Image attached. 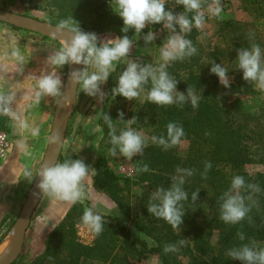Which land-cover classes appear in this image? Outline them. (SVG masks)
Listing matches in <instances>:
<instances>
[{
	"label": "rangeland",
	"instance_id": "obj_1",
	"mask_svg": "<svg viewBox=\"0 0 264 264\" xmlns=\"http://www.w3.org/2000/svg\"><path fill=\"white\" fill-rule=\"evenodd\" d=\"M104 1L105 10L115 15L110 8L109 0ZM204 1L200 0L201 4ZM253 1L223 0V3L219 4L222 9L219 16L210 15L207 8L201 10L205 16V22L200 29L193 28V30H196L195 41L198 50L201 51V60L193 69H187L186 71L181 69L179 73L176 72L174 78L178 81L177 92L187 96V90L191 87L199 97L198 103L215 100L225 111L232 114L233 122L243 127V132L247 136V139H245L247 150H249L252 159V163L246 165L244 170L250 175L260 174L264 176V93L256 88L251 92H242L236 85L232 75H229L230 88H224L219 83L218 78L216 83L215 80L209 83L197 82L200 77L210 75L213 60L209 55L221 43L218 39L220 21L225 19L251 21L255 6ZM165 2L167 6H171V11L175 14L173 6H175L176 0H165ZM0 9L33 17L56 26L64 17L74 19L73 16H65L59 10L48 6L47 0L42 1L36 7L27 6L21 0H0ZM76 22L83 31L97 34L98 46L123 34L121 32L122 26L117 24L110 25L104 32L98 33L93 31L97 22L94 19L87 22L86 29L79 21ZM153 32L156 39L151 44L145 43L143 34L139 37L130 38L134 39V42L128 60L140 64H156L159 60V47L166 40L169 33L163 28L157 31L153 30ZM0 37V51H4V53L0 52V56H2L0 58V71H2L0 75V115L8 117L11 105L10 103L5 104L4 98L10 95L9 93H12L13 90H18L21 93L27 89L34 91L36 85L34 78L39 77L42 72L52 71L50 68V70L47 69L48 57L53 55L65 41L52 36L14 30L2 23H0ZM14 50H19L23 55V64L18 63L12 55ZM126 66L123 61L119 62L115 71L110 74L112 78L109 77L108 81L100 85V91L96 96L87 95L81 91L78 85L77 101L70 117L66 141L59 162L68 159H81L90 167V171H94L85 177L83 181L85 195L75 203H84L85 198L88 197L96 213L104 217L123 218L125 226L131 229L134 239H143L155 245L150 237L139 231L133 224V220L141 216L139 208L148 191L146 183L135 187L131 192L132 215L130 217L125 216L117 205L106 194L97 190L94 185L95 164L100 158L106 160L109 168L117 176L124 178L130 170L134 171L135 160L143 155L148 146L154 144L152 137L156 135L155 125L156 120L159 119L158 113L160 111H144L147 90L140 97L131 101L107 94L109 85H112L113 88L116 86L118 77ZM84 69L85 66L83 65ZM92 70L89 68V71ZM67 71L68 65L57 69V75L60 77L62 84L61 94ZM60 98L61 95L57 97L43 96L40 102L37 103L35 97H32L31 103L25 110L27 123H22L27 127L21 128L19 136H17L18 132L13 127L9 128L10 125L7 121V126L12 133L13 148L6 162L0 166V244L10 235L38 174L48 149ZM70 106L71 103H69ZM6 108L7 111H5ZM121 112L123 113V120L120 118ZM105 114L111 118L113 128L117 134L126 127L128 121L135 118V123L131 127L146 140V146L142 154H137L132 159L119 154L116 157L111 156L109 133L112 129H109L105 122V127L101 125V120ZM33 129H39L38 135L32 134ZM188 154V142L181 141L177 149L178 157L184 160ZM123 169L126 172H123ZM25 172H31V177H26ZM132 179H134V176ZM75 203L60 201L43 194L28 229L22 254L18 259L21 260V264H30L35 258L44 253L48 236L66 216L63 218L61 211L69 207V212ZM4 219L6 222L2 224ZM75 232L80 242L88 246L94 245L97 237L96 233L84 225L80 219L77 220ZM179 257L181 258V256ZM102 260L104 259L95 258L86 261V264H108V262ZM139 264L162 263L157 259L149 258L144 259Z\"/></svg>",
	"mask_w": 264,
	"mask_h": 264
},
{
	"label": "trees",
	"instance_id": "obj_2",
	"mask_svg": "<svg viewBox=\"0 0 264 264\" xmlns=\"http://www.w3.org/2000/svg\"><path fill=\"white\" fill-rule=\"evenodd\" d=\"M44 0H21L27 6H38ZM212 0H205L202 9H206ZM219 4L223 0H218ZM253 19L243 22L235 19L220 21L217 45L210 58L217 64H223L234 77L236 85L242 92H251L254 85L243 80L242 72L235 62L237 51L256 43L264 49V0L253 1ZM47 5L59 10L65 16H73L83 28L90 19L97 21L93 31L104 32L110 25L122 26L117 15L105 10L104 0H47ZM170 10L171 6H167ZM175 14L184 12L182 6H175ZM193 14L188 13L189 18ZM67 19L64 17L62 20ZM6 25V24H4ZM9 26V25H7ZM18 31L17 28L9 26ZM162 25L148 26V31L160 30ZM86 29V28H85ZM254 39L249 40V35ZM125 35L124 33L120 36ZM129 38L135 36L133 32L127 33ZM196 30L186 34L197 48ZM201 60V51L185 58L183 61L171 63L167 71L174 78L181 69H193ZM186 74V72H185ZM190 74V73H189ZM192 74V72H191ZM112 78V76L110 77ZM215 75L200 77L197 82L209 83L215 80ZM150 83L145 86L150 88ZM113 86L109 85L107 94L112 95ZM118 98L125 100L122 96ZM144 111L157 110L159 119L156 120L155 136L166 135L168 123L174 122L183 127L184 136L181 141L189 144V154L181 160L177 155L178 144L167 150L157 143L148 146L142 156L135 160L134 179L117 176L108 166L105 159L100 158L95 164L94 185L101 193L106 194L125 215H132L131 192L143 183L148 185L146 197L141 202L139 217L133 220L134 226L150 237L155 245L143 239H134L132 231L125 226L121 217L103 218V230L96 233L93 246L80 242L76 235L77 220H81L84 212L92 208L88 197L84 203H75L66 214L63 221L50 233L47 238L45 251L30 264H86L92 259H104L108 264H139L144 259H157L162 264H241L232 260L228 255L230 249L242 244L255 242L258 247L264 248V176L250 175L244 168L252 163L247 150V136L243 127L233 122V116L225 111L215 100L202 101L194 108L190 102L182 105L157 106L145 102ZM190 114V115H187ZM154 124V123H153ZM101 125L105 127L104 120ZM0 129L10 131L7 119L0 115ZM11 132V131H10ZM210 162L212 167L205 173V163ZM145 165L147 172L138 171ZM192 169L194 174L186 178L185 190L189 193V200L184 202V222L180 229H173L162 219L151 216L147 210L151 193L158 187H169L171 176L177 168ZM245 178L246 186L242 189L251 210L244 220L238 224H225L220 219V205L223 194L229 189L234 176ZM247 185H257L259 192L248 188ZM198 192L197 199L191 200V193ZM139 207V206H138ZM109 221V222H107ZM6 222L3 220L2 224ZM2 226V225H1ZM237 233H243L245 239L239 240ZM183 240V244L178 242ZM176 244L177 250L165 253L166 245ZM181 256V258L179 257ZM18 260L15 264H21Z\"/></svg>",
	"mask_w": 264,
	"mask_h": 264
},
{
	"label": "clouds",
	"instance_id": "obj_3",
	"mask_svg": "<svg viewBox=\"0 0 264 264\" xmlns=\"http://www.w3.org/2000/svg\"><path fill=\"white\" fill-rule=\"evenodd\" d=\"M184 12L174 14L165 0H109V5L115 15L122 21L121 32L125 35L114 40H107L98 46V36L94 32H85L79 24L71 17L61 20L56 27V32L63 35L66 30L71 39L65 42L53 55L48 57V64L52 67L51 72H42L35 77L36 85L34 97L37 103L41 97H57L61 95V79L57 75V69L65 65H84L83 71L72 73V80L80 86L81 91L89 96H96L100 91V85L108 81L110 74L115 71L119 62L126 63V68L120 73L116 86L112 89L113 96H122L126 100H134L145 93V86L150 83L145 99L147 102L157 106H168L172 104L182 105L190 102L195 108L199 97L189 87L187 96L177 92L178 81L167 71L168 66L176 61H183L197 52L192 41L185 38L193 28L200 29L205 22V16L200 0H177ZM218 0H212L207 5V12L212 16L221 14ZM188 13L193 15L189 18ZM162 25L168 31L166 40L159 47V60L155 65L140 64L128 60L134 39H130L127 33L130 31L139 37L143 34L146 44H151L155 39V33L145 29L148 26ZM254 39V34L249 35V40ZM12 55L18 63H24V57L19 50H14ZM237 68L242 72L243 80L264 93V49L259 44L250 43L249 47L237 51L235 60ZM89 68L93 69L89 71ZM210 73L218 77L219 83L224 88H230L229 72L223 64L211 63ZM12 96L4 98V103L12 101ZM7 111V108L5 109ZM123 120V113H120ZM103 120L110 131L109 149L111 156H120L132 159L137 154H142L146 146L145 138L134 128L135 118L126 123V127L119 134L113 128V122L108 115H103ZM27 127V125H21ZM39 129H33L32 134L38 135ZM184 136L182 126L170 122L166 128V135L153 136V143H157L165 150L177 145ZM53 143H59V135L54 137ZM210 162L205 163V173L211 169ZM138 171L147 172L145 165ZM94 171H90L81 159H68L55 164H46L39 171V188L42 192L57 200L75 203L84 195L83 181L85 177ZM194 174L192 169L177 168L171 176L169 187H158L151 193L147 210L156 219H162L174 230L180 229L184 222V202L189 200V193L185 190L187 177ZM26 177H31V172H25ZM246 186L245 178L236 175L232 178L229 189L222 196L220 205V219L225 224H238L246 218L251 210L246 202L251 199L245 197L242 189ZM248 188L259 192L257 185H247ZM198 192L191 193V200L197 199ZM81 221L95 233L103 230V218L95 214L92 208L85 210ZM239 240L243 241V233H237ZM183 244L184 241L178 242ZM177 250L176 244L166 245L165 253ZM228 255L232 260L240 261L241 264H264V248L257 246L255 242L242 244L230 249Z\"/></svg>",
	"mask_w": 264,
	"mask_h": 264
},
{
	"label": "water",
	"instance_id": "obj_4",
	"mask_svg": "<svg viewBox=\"0 0 264 264\" xmlns=\"http://www.w3.org/2000/svg\"><path fill=\"white\" fill-rule=\"evenodd\" d=\"M0 23L12 26L22 31L56 37L65 42L71 39L70 33L66 30L63 35L57 33L56 25L3 9H0ZM82 70L83 65H68L65 85L55 114L48 149L45 153L39 171L46 164H55L60 160L63 146L66 141L70 117L77 101L78 84L73 82L72 73ZM69 103H71L70 107ZM57 135H59V143H53V139ZM38 174L32 184L20 216L13 226L10 235L0 244L1 248L6 242L9 243V249L0 259V264H14L22 254L26 235L31 225L33 215L36 212L44 194L39 188L40 177Z\"/></svg>",
	"mask_w": 264,
	"mask_h": 264
},
{
	"label": "crops",
	"instance_id": "obj_5",
	"mask_svg": "<svg viewBox=\"0 0 264 264\" xmlns=\"http://www.w3.org/2000/svg\"><path fill=\"white\" fill-rule=\"evenodd\" d=\"M1 38V37H0ZM2 40V39H1ZM1 53H4V51H0ZM2 58V56H0ZM2 63V62H1ZM48 70L52 69V67L47 63ZM50 68V69H49ZM47 71V70H46ZM2 74V71H0V75ZM13 80H15L13 78ZM12 96L13 99L10 102L11 108H10V114L9 116H5L7 121L9 122L10 127L14 128L16 132H18L17 136H19V132H21V125L22 123H27V117L25 114L26 108L31 103L32 97H34V91L32 89H27L23 93L19 92L18 90H13L12 93H9ZM23 124V125H24ZM66 208V207H65ZM69 207H67L65 210L63 209L61 211L62 217L66 215L68 212Z\"/></svg>",
	"mask_w": 264,
	"mask_h": 264
},
{
	"label": "built area",
	"instance_id": "obj_6",
	"mask_svg": "<svg viewBox=\"0 0 264 264\" xmlns=\"http://www.w3.org/2000/svg\"><path fill=\"white\" fill-rule=\"evenodd\" d=\"M13 148V139L12 133L5 129H0V166L6 162L8 159L10 152ZM123 172H126L123 169ZM126 179H132L134 176V171L130 170L127 174H125Z\"/></svg>",
	"mask_w": 264,
	"mask_h": 264
},
{
	"label": "bare ground",
	"instance_id": "obj_7",
	"mask_svg": "<svg viewBox=\"0 0 264 264\" xmlns=\"http://www.w3.org/2000/svg\"><path fill=\"white\" fill-rule=\"evenodd\" d=\"M9 249V243L5 244V246L0 250V259L2 258V256H4L7 251Z\"/></svg>",
	"mask_w": 264,
	"mask_h": 264
}]
</instances>
